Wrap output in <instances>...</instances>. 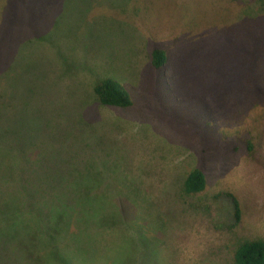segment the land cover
<instances>
[{
	"label": "rangeland",
	"instance_id": "374dc122",
	"mask_svg": "<svg viewBox=\"0 0 264 264\" xmlns=\"http://www.w3.org/2000/svg\"><path fill=\"white\" fill-rule=\"evenodd\" d=\"M106 78L133 106L99 105ZM32 193L64 212L56 249ZM248 241L264 243V0H0V264H235Z\"/></svg>",
	"mask_w": 264,
	"mask_h": 264
},
{
	"label": "trees",
	"instance_id": "16d2710c",
	"mask_svg": "<svg viewBox=\"0 0 264 264\" xmlns=\"http://www.w3.org/2000/svg\"><path fill=\"white\" fill-rule=\"evenodd\" d=\"M165 63L166 55L164 51L157 49L153 50L151 54L152 67L158 70ZM93 94L99 105L103 107L126 109L133 106V101L127 90L118 81L111 78H106L98 82L93 88ZM34 187L35 186L32 185L27 186L28 189H37V187ZM183 188L185 194L188 195L198 194L202 192L205 188V176L201 172V170H191L185 178ZM27 193L31 194L29 190L27 191ZM64 194L68 195V193H63L62 197H65ZM33 195H35V193H32L27 206L30 208L34 204H37L36 207H39V209L35 212V215L43 217L46 220L50 217L54 218V220H52L51 218V220L53 221V229L52 231L49 230L47 232L44 239L49 241V244H51L52 242V246L56 249L57 242L60 240L62 234H64L65 217L62 216L64 212L63 210L61 211L60 207H57L55 205L54 201L50 203V200L47 199V196L45 198H42V202H38V198L34 199ZM219 196H223L230 200L233 207L234 221L235 223L239 222L240 208L235 197L228 193H223ZM64 204V208H68L67 204ZM48 207L54 208V214L52 216L49 214ZM41 210H46V212L44 213ZM47 225L48 223H44V226L46 228ZM30 247L32 248L33 246H27V248ZM233 257L235 264H264V243L262 241L243 242L236 248ZM68 260L72 262L75 261L73 258H69L65 261V264L68 263Z\"/></svg>",
	"mask_w": 264,
	"mask_h": 264
}]
</instances>
